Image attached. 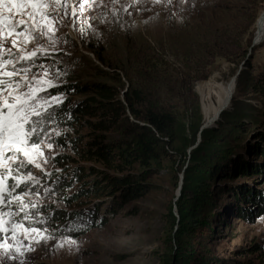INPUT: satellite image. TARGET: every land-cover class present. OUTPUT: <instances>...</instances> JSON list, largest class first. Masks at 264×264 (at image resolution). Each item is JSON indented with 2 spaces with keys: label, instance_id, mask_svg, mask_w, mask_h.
<instances>
[{
  "label": "rangeland",
  "instance_id": "1",
  "mask_svg": "<svg viewBox=\"0 0 264 264\" xmlns=\"http://www.w3.org/2000/svg\"><path fill=\"white\" fill-rule=\"evenodd\" d=\"M236 8H240L241 12L258 11L253 28V45L258 30L256 23L260 19V25L264 15V11L262 12L264 0H86L83 11L78 10L76 14V30L73 31L70 27L58 28L56 35L60 41L56 46L57 55L52 60L44 59L37 62L47 65L53 60L59 61L57 67L60 68L61 75L56 81L59 86L67 78L73 76H77L80 82L88 80L89 65L83 57L86 56L94 60V56L86 51L82 39L85 44H93L94 47L100 44L105 45L107 53L116 58L123 53L126 46H130L133 53H136L135 59L141 58L143 55L148 58L162 55L164 60L172 63L176 61L175 55L181 53L184 42L187 43L186 39L189 38L190 41L196 37L197 30L195 31L194 26L199 25L200 20L204 17H210L212 11L217 13V17L226 21V26L238 28L241 19ZM64 39H67L68 43L65 44ZM33 46L29 45V47ZM243 63L241 65L227 61L216 63L206 80L194 84L192 95L190 94L186 99L176 98L173 101L180 113H183L185 117L189 116L185 122L191 124L193 119L196 123L200 121L202 128L207 121L198 91L200 83L214 76L225 90H230L232 80ZM251 64L252 78L245 81L239 91L235 86L233 94V98L240 102L241 110L245 108V111L243 114L240 111H235L233 116L236 119L232 120L238 122L237 114H241V117H238L240 120L253 119L251 133L248 137H246L247 134L237 136L229 131L228 126L223 125L224 121L220 116V120L204 135V137L208 135L210 141L206 150L212 152L213 148H217L214 147L216 144H219V147L227 144V148L232 154L226 159L227 157L224 156L229 151L224 154V150H220L221 154L212 160L209 158L204 162V165H198L196 169L206 172V169L214 164L227 168L232 164L230 158L240 155L248 164L253 163V155L252 153L250 156L248 155L250 150L246 144L254 143L250 138L253 135V130H256L257 123H264L262 116H259L261 112H264V96L257 94L252 84L264 72V42L252 51ZM166 76L175 78V75L169 72L166 73ZM168 86L170 84L167 83L163 91L167 90ZM172 89L177 92L179 86L174 84ZM173 102L172 104H174ZM56 109L54 107L52 110L56 112ZM229 109L232 110V102ZM240 122L233 124H242V121ZM52 127L61 133L59 137L53 136L52 152L56 153L55 158L68 157V165L64 168L56 166L54 160L51 159L52 152L45 149V155L49 157V164L46 167L51 173V177L43 178L42 182L48 187L57 189V196L53 198L55 203L51 201H45V203L48 204L49 209H56L58 223L62 227L59 231L51 233L54 239L49 240L46 244L42 242L34 245V251H24L23 256H18L16 259H9L4 249L0 248L2 264H19L21 259L25 261V264H168L173 255L168 245L169 236L178 224L177 203L180 185H184L187 168L196 165L192 164L189 151L196 145L199 132L195 136V144L188 149L187 156H181L171 151L169 157L164 158L159 165L154 166L152 171L146 174L145 195L129 204H122V207L120 204L122 211L114 213L107 203L102 205L101 201H96L88 206H84L87 201L84 199H79V204L73 202L79 196V190L83 184L86 183L88 186L100 176L114 173L99 163L82 162L70 153V145L68 148L63 145L56 147L58 138L64 135L74 137L77 129L66 130L57 115L56 123ZM78 131L77 136L88 137V131L85 129H78ZM183 134H185V129L183 132L181 127L178 130V135L181 137ZM118 136H120V131L104 135L107 141H115ZM192 138L191 133L190 139ZM202 140L203 136L201 142ZM77 166L98 172H95L94 175L88 173L87 177L90 179H85V183L83 181L75 182L67 191L69 194L67 201L64 199L67 194L60 189V186L57 188L55 184L50 183V180L69 173ZM33 172L38 176L42 175L37 169H33ZM8 184H11L10 180ZM84 187L86 186L84 185ZM236 190H243L264 199V177L257 180L240 178V175H235L234 178L227 180L223 174H216L215 182L210 183L209 187L208 195L211 196L205 200L202 206L203 210L213 209L214 212L211 216L201 215L200 221L194 224V230L188 238L192 244L188 246L186 254L183 253L180 256L183 261L188 264H261L259 260L246 252L255 243L264 242L263 212H257L256 209L244 211V213L246 212L245 218L240 219L237 211H241L242 207L232 197V191ZM17 191H23V185ZM202 197L204 198L203 195ZM97 205L102 207L96 211ZM75 212H81V217L69 223L65 219L66 215H73ZM217 217L222 221H215L214 219ZM56 222L53 221L50 227H54ZM65 237L68 240H74L75 243H69L64 239ZM8 243L11 244L13 241L9 240ZM58 244H63V246L59 247ZM17 247L19 244H14L8 252L12 256H17Z\"/></svg>",
  "mask_w": 264,
  "mask_h": 264
},
{
  "label": "trees",
  "instance_id": "2",
  "mask_svg": "<svg viewBox=\"0 0 264 264\" xmlns=\"http://www.w3.org/2000/svg\"><path fill=\"white\" fill-rule=\"evenodd\" d=\"M236 11L241 19L238 28L226 26V21L217 17L215 11H212L210 17L201 19L200 24L194 26L195 31L197 30L196 37L190 41L189 38L186 39L187 43L184 42L181 53L175 55L176 61L172 63L164 60L162 55L149 58L143 55L135 59L136 53H133L130 46H126L123 53L116 58L107 53L105 45L94 47L93 44H85L82 39L86 51L94 56V60L83 57L89 65L88 80L80 82L77 76H73L67 78L58 88L50 90V94L62 92L64 97L63 104L56 109L61 125L66 130L77 129L76 136L64 135L56 142L65 148L70 145V153L82 162L99 163L114 174L100 176L87 186L85 179H90L87 177L88 173L94 175L98 171L92 172L90 168L77 166L59 177L60 189L67 194L64 199L68 201L67 191L75 182L83 181L85 184L80 188L79 196L73 202L78 203L79 199H84L87 200L84 206H88L101 201L102 205L107 203L114 213L122 211V204H129L145 195L146 174L164 158L169 157L171 151L187 156L188 149L196 142L195 136L200 132L201 124L200 121L196 123L194 119L191 124L185 122L189 116L185 117L180 113L173 101L176 98L186 99L190 94L192 95L194 84L206 80L211 74L212 67L219 62L227 61L235 65L244 62V67L236 80L238 91L245 81L252 78L251 55L257 47L252 48V39L258 11L241 12L240 8H236ZM259 21L260 19L256 23L257 29ZM168 72L174 74L175 78L166 76ZM254 82L252 84L256 93L263 97L264 72ZM167 83L170 86L163 91ZM174 84L179 86L177 92L172 89ZM231 102L232 110H226L221 114V119L224 121L222 123L237 136L247 134L248 137L253 119L240 120L238 117H241V114H237L238 122H233L232 120L236 119L233 116L235 111L243 114L245 108L241 110L240 102L236 98ZM259 116L264 119V112ZM239 120L242 124H233L241 123ZM181 127L183 132L185 129V134L179 137L178 130ZM78 129L88 131V137L77 136ZM116 131H120L117 140L107 141L104 135ZM191 133L192 139H190ZM207 133L206 131L204 135ZM204 135L199 146L190 152V160L196 165L189 166L185 172L184 185L177 203L178 224L169 236L168 245L173 255L168 264H188L180 256L186 254L188 246L192 244L188 238L194 230V224L200 221L201 215L211 216L214 212L213 209L203 210L202 206L211 196L208 195L209 187L210 183L215 182L216 174H223L227 180L234 178L235 175L257 180L264 177L263 122L257 123L256 130H253L250 138L254 143L246 144L250 150L248 155L250 156L251 153L253 155L252 164L245 162L244 157L240 155L230 158L232 164L227 168L214 164L207 168L206 172L196 169L198 165H204L209 158L212 160L221 154L220 150H224V154L229 151L227 144L222 147L216 144L214 147L217 148H213L212 152L206 150L210 141L209 136L204 137ZM229 152L224 156L227 157L226 159L232 154ZM67 159L68 157H57L54 163L64 168L68 165ZM127 171L130 173L127 174ZM232 197L242 207L241 211H237L240 219L245 218L246 212L255 209L257 212H263L262 216H264V199L261 197L243 190L232 191ZM101 207L97 205L96 211ZM81 214L75 212L70 217L71 221L81 217ZM214 220L222 221L219 217ZM246 253L264 264V242L255 243Z\"/></svg>",
  "mask_w": 264,
  "mask_h": 264
},
{
  "label": "snow or ice",
  "instance_id": "3",
  "mask_svg": "<svg viewBox=\"0 0 264 264\" xmlns=\"http://www.w3.org/2000/svg\"><path fill=\"white\" fill-rule=\"evenodd\" d=\"M85 2L0 0V248L9 259L34 251L36 244H46L54 239L51 233L62 227L56 209H49L45 203H55L57 189L42 182L51 177L45 149L52 152L53 136L61 135L52 127L56 123L52 109L62 105L64 97L62 92L49 93L59 87L56 81L61 70L57 67L59 61L47 65L37 61L52 60L57 55L58 28L75 31L77 11H83ZM63 42L68 43L67 39ZM55 156L52 152L51 159ZM33 169L42 175L34 174ZM50 183L58 188L60 178ZM21 185L23 191H17ZM70 217L71 214L65 217L69 223ZM53 221L57 222L50 227ZM14 244H19L17 256L8 252ZM19 264L25 261L21 259Z\"/></svg>",
  "mask_w": 264,
  "mask_h": 264
},
{
  "label": "bare ground",
  "instance_id": "4",
  "mask_svg": "<svg viewBox=\"0 0 264 264\" xmlns=\"http://www.w3.org/2000/svg\"><path fill=\"white\" fill-rule=\"evenodd\" d=\"M255 37L258 40V45L264 42V15ZM198 91L201 96L203 112L207 117L206 126L212 124L220 110L230 103L235 91V82L232 81L230 90H225L213 76L209 80L200 83Z\"/></svg>",
  "mask_w": 264,
  "mask_h": 264
},
{
  "label": "water",
  "instance_id": "5",
  "mask_svg": "<svg viewBox=\"0 0 264 264\" xmlns=\"http://www.w3.org/2000/svg\"><path fill=\"white\" fill-rule=\"evenodd\" d=\"M256 46H258V40H256V37H255L254 42H253V45H252V48H253V47H256ZM243 65H244V63H243ZM242 69H243V66L240 67V69H239V71L237 72L236 76H235V77L233 78V80H232L233 82H235V86H236V80H237L238 76L240 75ZM232 98H233V96H232L231 99H230V103H229L226 107H223V108L220 110V112H219L217 118L213 121L212 124H210V125H206V126L204 125V126L200 129L199 136H198V141H197L196 145H195L193 148L190 149L189 152H192L193 150H195V149L199 146V144L201 143V139H202V136L204 135V133H205L207 130L213 128L214 125L220 120V116H221V114L230 108ZM182 185H183V184L180 185L179 197H180V195H181Z\"/></svg>",
  "mask_w": 264,
  "mask_h": 264
}]
</instances>
